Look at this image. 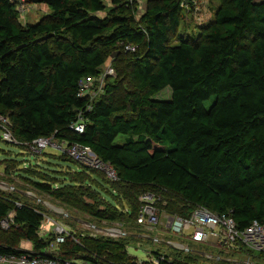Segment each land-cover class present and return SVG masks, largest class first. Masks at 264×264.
Listing matches in <instances>:
<instances>
[{
    "label": "trees",
    "instance_id": "1",
    "mask_svg": "<svg viewBox=\"0 0 264 264\" xmlns=\"http://www.w3.org/2000/svg\"><path fill=\"white\" fill-rule=\"evenodd\" d=\"M31 3L49 12L21 24L18 2L0 0V113L18 143L0 139L27 154L19 172L37 190L98 221L141 228L138 196L147 191L156 195L159 213L185 217L203 206L230 216L240 229L252 220L264 223V0H217L211 19L192 32L180 30L192 0H146L140 14L129 0ZM126 45L135 50L125 51ZM107 58L124 77V89L107 75L96 97L80 96L81 80L97 77ZM167 87L170 97L157 100L154 95ZM78 114L82 132L69 128ZM119 134L124 140L116 144ZM50 135L87 145L118 179L64 152L74 170L42 169L26 142ZM97 189L113 202L86 203L83 197L94 198ZM9 214L18 239L31 249L8 237L0 240V252L46 254L54 236L40 234L42 213L0 197V219ZM72 237L59 244V250L65 247L56 252L60 257L149 264L120 252L122 244L104 235ZM177 252L185 258L165 253L168 261L161 264H197L194 258L203 255ZM104 255L118 262L101 260ZM213 264L238 262L219 257Z\"/></svg>",
    "mask_w": 264,
    "mask_h": 264
},
{
    "label": "rangeland",
    "instance_id": "2",
    "mask_svg": "<svg viewBox=\"0 0 264 264\" xmlns=\"http://www.w3.org/2000/svg\"><path fill=\"white\" fill-rule=\"evenodd\" d=\"M131 2H135L137 6V13L140 14L144 8L146 0H130ZM193 6L188 7L184 13L185 18L181 23L180 30L192 32V30H196L195 26L207 22L211 19L213 11L217 5V0H192ZM108 3V0H106ZM19 9V21L21 24L33 23L42 17V15L49 12L48 7L44 4H23L20 5ZM105 65H112V59L107 58L105 60ZM119 82L121 87L124 89L126 85V81L124 77L116 70L114 71V76ZM123 90L121 89L120 93ZM119 93V95H120ZM97 96V95H96ZM95 96V97H96ZM157 100H166L170 97L169 88H163V90L159 91L154 95ZM124 135L119 134L115 138V143L120 144L123 142ZM13 144V143H12ZM19 150L15 146L4 143L0 139V197L9 199L12 204L19 205L20 203H26L39 212L42 213V223L40 226V234L53 237L52 227L50 225L51 221L59 223L61 226L65 227L68 231V236L72 237V235H76L79 237H103L100 233H97L91 225H95L100 228H111L114 231H120L124 233L119 237L113 236H104L103 238L108 239V241H113L114 243H121L122 249L119 251L122 253H126V255H132L137 259V262L144 260H151L154 252L168 253L173 256V254L178 253L176 247L170 246L171 248H167L163 245L164 240H170L174 243H180V241L188 243L190 246V250L193 251H206L208 255H200L201 257H195V263L197 264H213L216 261V258L213 255H219L220 258L231 259V260H239L243 257L248 258L251 253L248 252H234V251H225L223 247L219 245H215L213 243H193L189 239H185L176 235H171L170 231L166 229L164 224H157L154 229L145 230L143 227H139L133 224H122V222L114 221V222H105L98 221L92 218L87 213L77 210L64 202H61L57 199L50 197L47 193L41 192L37 190L31 183V180L28 179L24 174L19 172V169L25 167L27 165L26 159L27 154H18ZM17 155H22L17 157ZM37 158L34 160L35 163L39 165L42 169H46V171L58 170L65 172L67 169L74 170V166L69 164L65 159L66 155L61 154L59 149L54 147H46L43 151L36 154ZM6 159H14L16 164L15 166L9 165ZM33 159L32 157L29 158ZM34 163V162H31ZM58 180V178H57ZM58 183L56 182L55 185ZM92 189V188H91ZM97 196L94 195V198L83 197L86 203H92L94 206H98L100 203V199L113 200L105 193L103 190H99ZM112 192L114 190L111 188ZM160 214V213H159ZM158 214V215H159ZM3 219L7 220V222H2ZM84 222H81V221ZM7 223V224H6ZM12 223V215L9 214L5 218L0 219V240L2 243H5L4 240L9 238H15L16 241L14 246L22 247L24 249H31V245L28 241L18 239L19 231L16 227H11ZM134 223V222H133ZM96 229V228H95ZM137 235V236H135ZM73 236L74 241H77L78 238ZM154 238L158 240L155 241ZM51 243V242H50ZM49 243V244H50ZM87 246V245H86ZM65 249V247H63ZM60 247V250H63ZM59 248L56 251L60 252ZM181 250V249H180ZM114 251V250H112ZM181 257H184L183 255ZM101 260L113 263L118 262L117 258L110 257L108 255L102 256ZM70 260L75 259V257H70ZM73 258V259H72ZM185 258V257H184ZM183 258V259H184ZM251 260L255 264H264V259L251 257ZM78 260V259H75Z\"/></svg>",
    "mask_w": 264,
    "mask_h": 264
},
{
    "label": "built area",
    "instance_id": "3",
    "mask_svg": "<svg viewBox=\"0 0 264 264\" xmlns=\"http://www.w3.org/2000/svg\"><path fill=\"white\" fill-rule=\"evenodd\" d=\"M18 2L17 9L20 5L30 4V0H16ZM130 1V0H129ZM134 45H126L125 51H134ZM114 76V69L109 65H105L103 71L97 77H85L80 82L79 95H88L91 99L102 91L105 76ZM8 118L0 113V137L2 140L8 143H18L13 136L9 124ZM69 128L76 132H82L84 128V122L79 114L75 121H73ZM27 148L31 153H40L46 147H54L59 151L66 153L73 160L97 169L104 173V175L111 179H118V175L114 167L108 163L102 161L87 145L79 142L67 143L56 139L53 135L42 136L33 139L30 142H26ZM157 197L153 192H143L138 196L139 211L136 217V223L141 225L145 230H151L156 227L157 224H164L171 235H176L185 239H189L195 243H213L223 247L225 251L234 252H248L252 253L249 257H243L237 261L238 264H255L251 257L259 258L256 255L261 254L264 259V223L257 220H252L246 227L240 229L237 227L235 221L227 215L215 214L203 206L195 207L192 212L185 217L172 215L159 211L156 207ZM159 214V215H158ZM2 222H7L3 219ZM7 224V223H6ZM53 231L54 239L51 241L46 254H40L27 250L19 255L7 254L0 252V264H81L79 260H70L60 257L56 252L59 244L63 243L68 236V231L65 227L61 226L57 222L51 221L50 223ZM92 228H94L91 225ZM97 233L101 235H108L113 237H119L124 233L120 231H114L111 228L104 227L102 229H95ZM157 241V238H154ZM169 246L176 247L185 252L189 251V244L180 241V243H174L170 240H164ZM203 255H208L206 251L201 250ZM218 259L219 255H213ZM149 264H161L167 262L165 253H157L152 256L151 260H147ZM143 261H140L141 263ZM263 264V263H261Z\"/></svg>",
    "mask_w": 264,
    "mask_h": 264
},
{
    "label": "water",
    "instance_id": "4",
    "mask_svg": "<svg viewBox=\"0 0 264 264\" xmlns=\"http://www.w3.org/2000/svg\"><path fill=\"white\" fill-rule=\"evenodd\" d=\"M81 221V220H80ZM81 222H84V221H81ZM94 228H96V229H102V228H100V227H97V226H95V225H92Z\"/></svg>",
    "mask_w": 264,
    "mask_h": 264
}]
</instances>
